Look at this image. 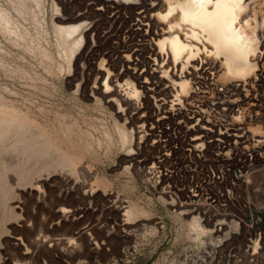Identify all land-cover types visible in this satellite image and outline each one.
Instances as JSON below:
<instances>
[{
	"label": "rangeland",
	"instance_id": "obj_1",
	"mask_svg": "<svg viewBox=\"0 0 264 264\" xmlns=\"http://www.w3.org/2000/svg\"><path fill=\"white\" fill-rule=\"evenodd\" d=\"M42 1L22 14L11 0H0V9L12 21L0 24V101L32 118V134L38 135L40 126L58 147L30 162L35 174L26 184L16 172L6 171L23 159L20 150H11L16 137L0 156V179L6 174L13 188L8 201L0 198V264H181L187 245L204 247L228 239L238 231L239 219L264 230V168L241 167L239 160L245 158L239 155H230L229 162L218 143L207 139L202 153L193 152L188 128L194 122L181 115L164 118L163 108H170L180 89L174 90L172 74L153 66L157 48L146 31L134 37L127 33L135 3ZM243 17L251 18V30L255 27L264 40V0H254ZM161 21L155 17V26ZM71 26L80 29L70 40L82 37V44L68 61L58 28ZM199 42L194 43L204 49ZM201 54L196 57L201 66L214 62L224 70L216 56ZM254 60L257 69L247 80L226 78L224 70L197 85L219 102L209 109L215 124L225 130L227 122H246L250 140L243 145L248 148L254 147L252 135L261 131L259 121L249 119L258 109L246 107L243 114L229 115L216 88L241 83L255 95L264 88L262 49ZM128 82H145L140 96L130 100V111L120 95L108 97L119 84L128 92ZM181 105L192 110L187 101ZM118 125L127 127V143ZM64 127L71 128L68 139ZM229 127L235 132L234 125ZM79 135V144L90 148L86 152L75 144ZM229 143L234 146V138ZM62 152L77 160L74 167L57 166ZM2 191L0 180V196ZM133 205L146 213L129 218ZM195 218L207 229L200 237L190 228ZM221 223L225 229L219 232Z\"/></svg>",
	"mask_w": 264,
	"mask_h": 264
},
{
	"label": "bare ground",
	"instance_id": "obj_2",
	"mask_svg": "<svg viewBox=\"0 0 264 264\" xmlns=\"http://www.w3.org/2000/svg\"><path fill=\"white\" fill-rule=\"evenodd\" d=\"M11 1L16 7L15 10L18 8V11L22 14L35 10L34 6L39 8L43 2L42 0ZM128 1L134 2L135 6L132 9L130 19L127 20V33L130 37H134L146 31V35L154 41L157 48L154 49L155 54L152 52L155 55V58L152 56L154 58L153 66L166 75L172 74L174 90L180 89V92L170 100V108L167 109L166 106L163 108L164 118L169 119V117L181 115L183 119L194 122L192 127L188 128V131L193 134L189 141L191 151L202 153L203 142L207 139L209 143H218L219 150L222 151L220 154L226 159L228 158L229 162H231L230 155H235V157L239 155L245 158L239 160L241 167L249 170L254 167L264 168V88L261 87V90H257L255 95H253L252 89L242 86L241 83H235L229 88H216L218 99L225 98V102L221 104H226L223 110L229 112V115L234 113L243 114L246 107L258 109L256 117L252 115L249 119L251 121L254 118L258 120L261 131L258 135H252L254 147L248 148V146L243 145L250 140V135L247 133L249 129L245 127L246 122H241L237 126L226 121L225 130H223L221 126L209 119V109L219 102H214V95L209 96V90L197 86L198 84L209 83L221 71V66L219 67L214 62H205L206 65L204 66H201V61L200 63L197 62L196 57L202 51L205 52V55L216 56L220 63L222 61L225 70L224 75L231 80H247L256 71L257 63L254 59L259 49L264 51V40L259 39L255 27L251 30V18L246 17V19L243 17L244 9L251 7L254 0ZM9 16L0 9V24L11 25L12 21ZM155 17L162 20L156 26L154 23ZM185 26H190V29H186ZM79 29L80 27L77 26L58 28L59 37L65 41L63 54L68 61L74 58L82 44V37H78L73 41L70 40L78 33ZM15 34L17 33L15 32ZM196 41L202 42L204 49L196 45L194 43ZM126 61L128 63L132 62L130 57H126ZM259 80L262 81V79ZM144 84L145 82H139L140 87H138L135 83L128 82V92H124L123 85L119 84L118 89L111 91L108 97L120 95L130 111L132 102L130 100L133 97L138 98L140 96V89L145 87ZM166 89L172 91L169 86H166ZM190 89L193 95L188 94ZM181 95L189 96L184 99ZM112 100L110 99V101ZM184 101L191 105L192 110L183 108L181 102ZM205 103L208 104L206 108H204ZM173 106L179 107L173 109ZM132 107L135 109L134 106ZM35 123L32 118L23 114L17 108L0 101V156L9 149L6 144L16 137L18 141L16 140L15 144L12 145L11 150H20L23 153V159L17 168L11 167L6 171L16 172L19 176L18 181L21 184L29 183L32 180V175L35 174L29 169L31 161L46 158L58 150L57 144L50 138V134L40 126L36 127L39 128V134H32L33 126H36ZM232 125L235 127V132H230L233 128L229 126ZM117 128L123 143H127L130 137L127 127L118 125ZM62 132L65 138L68 139L71 128L64 127ZM239 132H242V134H238ZM233 138L235 145L231 147L232 143L229 142ZM235 138L240 139L242 143H239L238 139ZM78 141H81L80 135L75 144L85 152L87 148L90 149L88 145L81 146ZM160 142L161 140L158 141V143ZM162 153L164 157L168 155L165 151ZM59 154L60 160L57 166L72 168L76 165L77 160L69 159L66 153ZM0 180L3 183L0 198L1 201L6 202L11 198L13 188L8 182L6 174H2ZM145 213L143 209L136 205L131 206L127 211L129 218ZM237 225L238 231L234 232V235H230L228 239L204 247L187 245L181 256V264H264V230L254 221L239 219ZM241 225L243 228L240 230ZM224 226L223 223L219 224L217 231L222 232L225 229ZM190 228L195 230L197 234L199 233V237L207 233V229L203 228L197 218L191 223Z\"/></svg>",
	"mask_w": 264,
	"mask_h": 264
}]
</instances>
